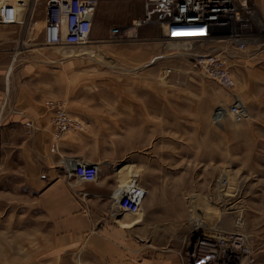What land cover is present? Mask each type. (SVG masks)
Wrapping results in <instances>:
<instances>
[{
  "label": "rangeland",
  "instance_id": "374dc122",
  "mask_svg": "<svg viewBox=\"0 0 264 264\" xmlns=\"http://www.w3.org/2000/svg\"><path fill=\"white\" fill-rule=\"evenodd\" d=\"M249 3L264 30V0ZM30 15L29 24L10 43L19 58L44 49L54 59H71L73 66L87 70L77 81L84 100H64L61 94L44 103L53 118L49 104L61 102L84 122L83 131L70 133L77 142H86L78 161L99 164V181L106 187L117 190L138 176L148 191L137 225L145 233L128 228L137 241L152 250L177 252L187 264L192 230L203 223L220 233L245 234L254 250L250 264H264V184L239 183V168L247 165V131L264 130V120L252 119L264 114V43L231 53L236 85L227 91L194 66V55L209 53V48H198L191 56L186 44L156 39L153 28L142 21L143 0H101L91 42L80 47L44 46L42 7L31 6ZM9 27L0 25V30ZM11 86L7 99L12 103L0 119V264H38L46 251L40 244L47 221L39 215L33 178L43 174L20 151L18 143L31 139L25 127L30 119L17 105ZM236 98L250 116L241 124L228 115ZM20 125L25 127L22 137L17 133ZM255 139L264 143V132ZM74 165H68L70 173ZM124 167L130 168L126 182L120 177ZM222 177L234 183L237 195L219 189ZM81 184L96 189L94 183ZM137 216L118 214V224Z\"/></svg>",
  "mask_w": 264,
  "mask_h": 264
},
{
  "label": "crops",
  "instance_id": "0c3cea01",
  "mask_svg": "<svg viewBox=\"0 0 264 264\" xmlns=\"http://www.w3.org/2000/svg\"><path fill=\"white\" fill-rule=\"evenodd\" d=\"M96 18L97 14L94 27ZM25 27L13 25L0 30V119L6 106L12 103L7 97L13 84L17 105L27 112V120L33 119L36 124L33 137L18 143L20 151L22 155L26 153V162L30 161L31 167L41 169L43 174L33 178V185L39 190V215L47 221L41 234L45 239L40 244L46 251L37 258L38 264H185L177 252L147 248L128 228L118 224L112 208L115 188L106 187L101 181L94 183L96 189L81 187L83 182L69 176L67 167L79 160V149L86 142H77L76 136L67 134L58 144V150L51 151L53 113L44 103L61 94L64 100H84L82 94L78 96L77 81L82 80L87 70L77 63L73 66L71 59H54L44 49L42 53L19 58L17 48H12L10 43ZM252 119L264 120V114H255ZM258 132L264 130L247 131L250 143L245 156L247 165L239 168L241 184H264V143L251 140ZM17 133L21 137L25 134L24 125H20Z\"/></svg>",
  "mask_w": 264,
  "mask_h": 264
},
{
  "label": "built area",
  "instance_id": "2783aa9c",
  "mask_svg": "<svg viewBox=\"0 0 264 264\" xmlns=\"http://www.w3.org/2000/svg\"><path fill=\"white\" fill-rule=\"evenodd\" d=\"M101 0H0V25L26 26L31 21L30 9H43V45L50 48L80 47L91 42L94 18ZM142 21L156 33L162 43L187 44L192 56L198 48L207 47L209 53L194 55V66L206 77L230 91L235 80L229 65L231 53H243L264 43L263 21L249 0H143ZM223 42L225 47L215 49L213 44ZM208 49V50H209ZM228 108L235 123L249 119L245 106L238 98ZM54 110V142L51 151L58 150L62 138L84 130V122L67 112L61 102L49 104ZM27 134L36 131L34 120L25 124ZM70 177L83 183H97L101 178L99 164L74 162ZM219 189L228 185L227 178H219ZM148 196L138 176L126 186H118L114 200V215H139ZM187 264H249L254 250L249 238L242 233H208L194 230L191 234Z\"/></svg>",
  "mask_w": 264,
  "mask_h": 264
},
{
  "label": "bare ground",
  "instance_id": "6f19581e",
  "mask_svg": "<svg viewBox=\"0 0 264 264\" xmlns=\"http://www.w3.org/2000/svg\"><path fill=\"white\" fill-rule=\"evenodd\" d=\"M240 102V101H239ZM240 104H242L241 102H240ZM237 124H239V123H237ZM241 124V123H240ZM129 167H124L122 170H120V177L122 178L121 180L123 181V182H126V181H124V179H125V176H126V173H128V172H125L127 169H128ZM130 169V168H129ZM129 171V170H128ZM130 174V173H129ZM222 178H224V177H222ZM127 180V179H126ZM130 180V179H129ZM128 180V181H129ZM121 182V181H120ZM122 182V183H123ZM122 186H126V183H125V185H122ZM225 189H229L228 190V193L229 194H231V195H234L235 196V194L237 195V191H239V190H237V187L234 185V183H231L230 181H229V179H228V185H227V187L226 188H224V190ZM129 214H127V216H128ZM133 216V215H132ZM141 218H142V216H141V214H139V217L137 216L136 218H133V219H128V218H122V222H123V224H122V226L123 227H126V228H134L135 229V231H136V233L137 234H141V233H145V230L143 229V227L142 228H139V227H137V225L138 224H140V222H141ZM204 218V217H203ZM202 218V219H203ZM206 219V218H205ZM209 219V218H208ZM208 221V220H207ZM209 222H211L210 220H209ZM210 224H212V222L210 223ZM197 227H195V228H193V230H192V232L194 231V230H200V231H203V232H206V233H208V232H210V231H214V230H210V229H205L204 227H203V223L202 224H197L196 225ZM212 226H213V224H212ZM174 230V229H173ZM168 231V230H167ZM169 232H171V231H169ZM167 233V232H166ZM173 233V232H172ZM169 234V233H168ZM170 236V235H169ZM251 263V262H250ZM249 263V264H250Z\"/></svg>",
  "mask_w": 264,
  "mask_h": 264
}]
</instances>
